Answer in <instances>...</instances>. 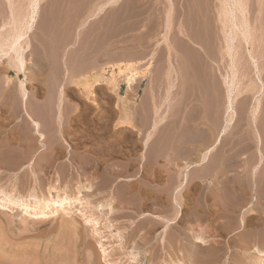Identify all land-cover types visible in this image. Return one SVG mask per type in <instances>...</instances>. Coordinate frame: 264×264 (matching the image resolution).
Listing matches in <instances>:
<instances>
[{
	"label": "rangeland",
	"instance_id": "rangeland-1",
	"mask_svg": "<svg viewBox=\"0 0 264 264\" xmlns=\"http://www.w3.org/2000/svg\"><path fill=\"white\" fill-rule=\"evenodd\" d=\"M29 1L0 0V40L13 28L11 14L17 19L22 18L25 20L27 18L30 11ZM244 1V8L246 7L244 13H246L252 24V29L249 30L252 44L251 51L257 56L259 66L263 65L260 67V71L264 82V0ZM140 5L141 2L139 0H40L37 18V23H39L35 24L29 32L28 37L30 38H27L30 45L28 47L30 51L27 53V55L29 54L27 58L30 59V64L27 69L30 70H26V82L27 87L30 86L29 91L32 93L34 101L38 104L39 102L42 104L49 102L53 105H50L51 110L46 116L47 119L45 118L42 123L43 129L47 134L46 145L42 146L37 137L35 135L32 136L33 132L27 122L21 120V114L13 118L7 112L2 111L0 113V146L3 149L14 141L16 144L22 141L21 144L24 147L31 142L30 145L32 147L35 145L34 147L41 146L44 148V151L41 152L44 156L51 151L52 156L47 159V166L41 163L38 167L36 165L37 169L35 167V170H37L35 172L39 177L42 173L41 177L44 176L46 179L50 177L48 178L50 180L57 179L63 185L71 184L80 177L88 179L91 183L96 182L94 185L92 184L93 187L98 188V192L103 190L104 193L97 192V194H94V200L104 201L113 196L116 204L114 200L113 203L118 210L130 212L127 218L129 220L125 222L126 224L123 222L125 219L117 221L116 225H119L118 228L122 227L120 230L125 229L128 231L132 225L141 224L138 225V231L135 236V240L142 242L139 244L140 247L138 245L141 253L145 251L151 254H163L168 260H171V254H173L175 257H173V260L177 262L182 257V253L188 252L186 251L187 249L182 251V244L187 239L189 241L192 240L191 236L184 231L191 224L203 223L202 225H209L210 227L207 239L211 243H207L206 246L201 244V247H204L203 249L201 248L203 251L201 249L197 250L199 249L198 247H196V250L194 249L195 251L193 250L195 253L192 250L189 251L184 260H179L180 264H197L198 262V264L201 262H203L201 264H243L245 262L250 264L254 254L245 253L242 245L239 248L237 246L240 244H238V241L240 242L243 233L257 232L261 227V222L264 224V197L257 198V200L253 198V208L256 211L251 214L252 211L249 212V209L253 204L250 202L252 196L247 195L248 192L251 194V185H248L251 180H255V177L259 180L264 178V171L258 172V164L261 166L264 163L253 158L248 160L243 157L239 158L237 152L243 153L246 147L253 146L252 143L246 144L244 135L254 134L256 136L257 130L261 127L260 120L262 117L264 118V90L259 97L260 114H258L256 121H253L251 109L256 103L254 99L256 88L251 86L254 74L250 71L251 64L247 59L245 45L241 39L236 42L238 47L235 58L238 59L236 67L240 91L234 94V109L236 108L234 121L229 125L227 132L221 137L219 142L214 145L213 152L211 151V155L207 158V161L212 158L213 162L206 161L205 164L193 166L188 170L189 182L180 186L176 191L179 192L176 194L177 203L172 202L171 198L175 197L172 189L180 184L182 172L185 171L186 164L184 160L188 158L186 161L189 163L198 162L205 149L214 144L218 134L209 133L207 135L208 133H205V137L202 133H198L199 136L197 133L192 135V133L184 134L183 132H178L189 125L190 107L196 105L198 120L200 118L199 115L203 114L206 109L210 116L211 125L217 126L216 129L223 125V120L226 117V84L224 83L223 75L231 72V61H229L230 58L226 53L225 27H223V23H226V15L219 8L223 5L221 0H144L143 6ZM141 9L144 10V20L149 22L150 53L144 57L146 66L143 73L137 71L131 63L133 71L137 73L136 82L131 87H128L125 80H123L124 76L121 75L118 77V90L114 92L101 81L91 85L93 82L92 78L89 77L84 80L83 77L85 75L93 73L94 76H97L102 68L107 69L110 64L117 62L126 63L125 58L130 56V54H127L124 48L118 46V43L123 40L119 37L123 34L125 21L134 17L135 14H140ZM184 26L188 28L187 31L189 28L203 30L205 33L203 34L204 38L207 39L208 37V40L212 41L210 44L208 42L209 51L206 53V56L208 55L206 59L208 64L204 65L205 69L199 68L198 73L200 75L192 69L158 68L162 66L163 62L171 61L190 62L193 65H200L198 62L202 60L201 55H189L184 51L186 47H191L198 53L205 48L197 42L196 44L198 45L191 44L193 40L188 36L187 31H184ZM203 27L206 28V31ZM170 34L178 36L175 40V54L170 51L168 41L164 42L162 39L163 35L169 36ZM160 49L163 52L161 54L156 53ZM38 56L41 58V63L43 62L42 65L44 67L42 66V68L37 67L36 58ZM31 61H34V63ZM10 75H13V73H10ZM20 77L23 79L22 75ZM143 77L144 114L141 112L139 102L143 88V83L140 79ZM199 78H204L206 83ZM208 78L209 80H207ZM90 85V89L93 92V101L84 96L81 90ZM120 97H122V101ZM59 98L62 99L63 105L62 110L58 111L54 100ZM205 101H207L206 105H204ZM122 106H125L126 111L130 114L132 125L129 127L119 124L123 115ZM204 106H207V108ZM36 119L38 121L42 120V115L38 114ZM44 121L46 122L44 123ZM21 123H24V125ZM8 129L10 130L8 131ZM15 130L18 131L16 132ZM173 130H177V132L173 133ZM149 134L150 136L148 137ZM147 137V144H144L143 148V142ZM199 137H205L206 139L201 138L202 141L205 140L202 142ZM207 139L210 141L208 142ZM173 141L175 143L174 146L172 145ZM189 150L194 152V154L192 153L194 155H192V158L191 156L186 158ZM0 155L1 169L4 165L5 155L3 153H0ZM36 156V152L33 151L30 157L34 158L36 162ZM83 159L86 160L85 163ZM24 163H26V159L23 161ZM213 163L217 165L221 163L220 166H225V169L221 170L218 175L220 177H217L218 181L221 180L223 182L221 186L218 185L219 187L217 188L219 189L211 184L212 181L208 175V168L215 165ZM41 169H43L42 172ZM192 172L196 173L197 176L193 175ZM0 174H4L3 176H6L4 178L16 175V173L6 171H2ZM18 176L20 179H29V177L27 178L26 170ZM168 185L172 187L169 189ZM259 186L258 190L263 193L261 191H264V184ZM142 192L144 193L142 194ZM245 192L247 193L245 194L246 196L244 195ZM136 194H142L145 197L144 208L140 209L142 207L141 201L135 196ZM72 208L76 209V214H74L72 219L78 224V227H81L83 216L77 214V206ZM236 208L242 212L243 216L245 215L246 227L244 229L240 228L237 223L228 221V217H221V212L226 211V209ZM173 211H176V214L179 212L181 216L179 215L176 218V214ZM154 215H161V217L168 220L175 219V223L167 225L164 219H159L154 217ZM58 217L60 218V216H57L55 218L49 217L47 220H38L30 217L25 218L17 213L9 219L5 215L3 217V214L0 213V264H10V262L11 264H107L106 261H117L118 258L119 264H123L124 261V264H151V262L146 260L134 262L126 257L120 258L116 255L117 245L113 246V248H117L116 250L114 249L115 251L112 250L113 253L112 251L110 253L103 251L98 241L106 242L105 244H109V241L104 237H100V235L93 234L88 225H86L88 235L86 231L85 233L81 230L85 237L89 236L88 238L86 237V244L82 245L77 242L75 245L73 243V235H68V233L59 235L58 230L61 229L62 220H58ZM53 218L56 220L53 221ZM35 222L37 223L35 224ZM152 224L155 227H152ZM216 225H218V228ZM22 234L25 235L23 236ZM62 235L64 238H61ZM209 235L211 236L209 237ZM141 236L148 238V247L147 244H144V238ZM9 238L12 240L10 241ZM6 242L13 245L10 246ZM207 245L210 250H205ZM216 246L219 249L215 248L218 250H212ZM247 247L246 249L251 248V246ZM9 248L13 249V253L9 252ZM155 249H157V252ZM61 250L65 251L62 252ZM171 250H173V253ZM214 251L216 252L214 253ZM212 252L214 255L211 254ZM194 256H196V259ZM232 257L237 258V260ZM205 258L206 260H204Z\"/></svg>",
	"mask_w": 264,
	"mask_h": 264
},
{
	"label": "bare ground",
	"instance_id": "bare-ground-1",
	"mask_svg": "<svg viewBox=\"0 0 264 264\" xmlns=\"http://www.w3.org/2000/svg\"><path fill=\"white\" fill-rule=\"evenodd\" d=\"M222 1V7L221 11L224 15H226V23H223V27H225V31H224V35H225V41H226V53L229 56L231 61V65H230V69L231 72L227 73L225 75H223V80L224 83L226 84V97H225V114L226 117L223 120V125L220 126L218 128V134L217 137L215 139V142L213 145L209 146L208 148L205 149V151L202 154L201 159H199L198 162H193V163H189L186 160L188 159L187 157L192 158V155L194 154V152H192V150L188 151V154L185 151V155L186 156V160H184V163L186 164L185 167V171L182 172V179L179 185L175 186L172 189V192L175 193V197H173L172 194V202L177 203L176 199V194H178L179 192H176L180 186H183L184 184H187V182H189V171L193 166H198V165H203L206 163L207 158L209 157V155H211V151L214 147V145H216L219 140L221 139V137L227 132V129L229 127V125H231L234 121V117L236 115L235 110L234 109V94L236 92L239 93L240 89H239V83L237 80V67H236V63L238 61L237 58H235L236 55V49L238 47V45L236 44L237 40H242L243 44L245 45V52L247 54V59L248 62H250L251 64V70L252 73L254 74L253 78V83H252V87L256 88V91L254 92V99L256 100V103L253 105L252 109H251V118L253 121H256V119L258 118V114L259 113V108L260 106L259 104V97L262 94L263 90H264V82L261 78V71H260V67L259 66V62H258V58L257 56H255L253 54V52L251 51V38H250V29L251 28V22L250 20L247 18L246 13H244L245 8H244V0H221ZM30 4V11L29 14L27 16V18L25 20H23L22 18L17 19L15 18V16L13 14L12 15V23H13V28L10 30L9 33L5 34L2 38V40H0V113H2V111L7 112L9 116L11 117H16V116H20L21 114V120L24 122H27V125L29 126V128H31L33 135H35V137H37V140L41 143V145H46V138H47V134L46 131L43 129V120L46 118V116H48L51 107L50 105H52V103L50 104L49 102H45L44 104L40 103L39 104L34 101V97H32V93H30L29 91V87H27V77H26V70H30L27 69L29 68V62L30 59L27 58V53L30 51L28 49V47L30 46L27 38L29 36V32L33 29V27L35 26V24L37 23V18H38V9H39V2L40 0H30L29 1ZM260 2V1H259ZM260 6V5H259ZM171 7V6H170ZM169 8V7H168ZM170 9V8H169ZM264 10V9H263ZM261 13V12H260ZM259 13V14H260ZM222 14V15H223ZM204 15V14H203ZM202 16V15H201ZM239 16V18H238ZM255 16V15H254ZM60 17V16H59ZM261 18V17H260ZM208 19V18H207ZM224 20V19H223ZM222 20V21H223ZM169 21V20H168ZM181 21V20H180ZM197 21V20H196ZM195 21V22H196ZM206 21V20H205ZM257 21V20H256ZM45 22V21H44ZM194 22V23H195ZM39 23V22H38ZM37 23V24H38ZM168 23V22H167ZM170 23V22H169ZM193 23V24H194ZM221 23V22H220ZM42 24V23H41ZM188 24V22H187ZM199 24V23H198ZM169 25V24H168ZM186 25V23H185ZM43 26V25H42ZM181 26V25H180ZM194 26V25H193ZM203 26V25H202ZM41 27V26H40ZM47 27V26H46ZM179 27V26H178ZM187 27V26H186ZM189 27V26H188ZM206 27V26H205ZM3 28V26H2ZM56 28V27H54ZM185 28V26L183 27ZM195 28V27H194ZM204 28V27H203ZM202 28V29H203ZM207 28V27H206ZM206 28L205 31H206ZM186 29V30H185ZM184 31H187L188 28H185ZM213 29V28H212ZM222 30V29H221ZM254 30V29H253ZM182 31V30H181ZM210 31V30H208ZM61 32V31H60ZM262 32V31H261ZM183 33V31H182ZM188 33V36H190V38L193 40L194 43H198V44H202V46L205 48V50L208 52L209 49H207L210 43H212V41L210 42L207 40L204 43V35L205 34L203 32V30L200 29H192L189 28V30L186 32ZM208 34V33H207ZM38 35V34H37ZM167 35V34H166ZM163 35L162 39L164 42L169 41L168 40V36ZM209 36V35H208ZM213 38V37H212ZM178 42V41H177ZM206 45H204L203 43ZM209 42V44H208ZM241 42V41H240ZM174 46V44H172ZM183 46V45H182ZM208 46V47H207ZM212 46V45H211ZM210 46V47H211ZM186 47V46H185ZM202 47V48H203ZM37 49V48H36ZM181 49V48H180ZM212 50V49H210ZM179 51V50H178ZM190 52V50H188ZM193 51V50H192ZM205 52V51H204ZM181 53V52H179ZM188 53V52H187ZM194 52H192L191 54H193ZM216 53V52H215ZM175 54V53H174ZM177 54V53H176ZM198 54V53H197ZM200 55V54H199ZM208 56V55H207ZM41 58H39V56L36 58V63L38 64L37 67H41L42 68V63H41ZM200 60V58H199ZM43 61V60H42ZM202 61V60H201ZM34 63V61H31ZM197 62V61H196ZM32 63V64H33ZM199 63V62H198ZM173 66V64H172ZM206 66V64H205ZM32 67V66H31ZM44 67V66H43ZM248 68V67H247ZM264 68V67H263ZM184 69V68H182ZM186 69V68H185ZM205 69V68H204ZM249 69V68H248ZM192 70H194L196 73H198L199 68H197L195 65L192 67ZM202 71V70H201ZM239 71V70H238ZM10 73H13V75H10ZM210 73V72H208ZM213 73V72H212ZM239 73V72H238ZM30 74V73H29ZM28 74V75H29ZM200 75V73H198ZM23 76V79H21L20 76ZM121 75H123V80H125L126 84L128 87H131L132 84H134L136 82L137 77V73L133 71V67L132 64L129 62L126 63H122V62H117L115 64H110L109 66H107L106 68H102L99 71V74L97 76H94L93 73H89L87 75H85L83 78L84 80H86L87 78H92L93 82L91 83V85L95 84V83H99V81H101L102 83H104L108 88H110L112 91L116 92L118 90V85H119V78ZM206 75V72H205ZM222 75V74H221ZM25 76V77H24ZM145 76V75H144ZM211 76V75H210ZM207 77V75H206ZM60 78V77H59ZM211 78V77H210ZM202 82L206 81L204 78H199ZM209 80V78L207 79ZM187 82V81H186ZM206 83V82H205ZM36 84V82H35ZM29 85V84H28ZM90 86H87L82 90V93L84 96H86L89 100L93 101V92L90 89ZM248 89V88H247ZM189 91V90H188ZM249 91V90H248ZM56 95V94H55ZM191 95V92H190ZM47 96V95H46ZM223 97V96H222ZM57 98V97H55ZM121 101H122V97ZM46 99V98H45ZM47 100V99H46ZM50 100V99H49ZM54 100V99H53ZM43 101V100H42ZM56 101V109L62 110V99L59 98L57 100H54V102ZM53 106V105H52ZM54 109V108H52ZM126 107L122 106V120L119 121V124L124 125L125 127H129L130 125H132V120L130 118V114L129 112L126 111ZM57 111V112H58ZM194 113H198V112H194ZM42 115V120L38 121L36 119L37 115ZM60 114V113H59ZM1 115V114H0ZM23 116V117H22ZM260 117V116H259ZM202 118V117H201ZM47 119V118H46ZM11 120V119H10ZM18 120H20V118H18ZM200 120V119H199ZM21 121V122H22ZM46 121H44L45 123ZM194 122V121H193ZM219 122V121H218ZM215 123V122H214ZM13 124V123H12ZM24 125V123H21ZM20 124V125H21ZM201 124V123H200ZM222 124V123H221ZM198 125V124H197ZM208 125V124H207ZM6 126V125H5ZM210 127V125H208ZM215 126V125H214ZM13 127V126H12ZM20 127V126H18ZM22 127V125H21ZM205 127V126H204ZM213 127V126H212ZM3 128V127H2ZM23 128V127H22ZM214 128V127H213ZM1 129V128H0ZM12 129V128H11ZM15 129V127H14ZM208 129V128H206ZM4 130V129H3ZM10 129H8L9 131ZM62 130V129H61ZM193 130V129H192ZM16 131V130H15ZM18 131V130H17ZM16 131V132H17ZM25 131V130H24ZM28 131V130H26ZM160 131V130H159ZM158 131V132H159ZM164 131V130H163ZM184 131V130H183ZM182 131V132H183ZM154 132V131H153ZM194 132V131H193ZM192 132V135H193ZM203 131H199L198 133L201 134ZM1 133V132H0ZM11 133V132H10ZM9 133V134H10ZM174 133V132H173ZM197 133V132H194ZM197 133V134H198ZM210 133V132H209ZM209 133L207 135H209ZM216 133V132H215ZM18 134V133H17ZM29 134V133H28ZM186 134V133H184ZM198 134V135H199ZM205 136V133H202ZM26 135V134H25ZM189 135V134H188ZM201 135V136H203ZM259 135V134H258ZM257 135V139L255 138V140H257L259 142V138ZM6 136V135H5ZM150 136V134L148 135V137ZM170 136V135H169ZM187 136V135H186ZM200 136V135H199ZM31 137V135H30ZM34 137V139H36ZM148 137L145 139V141L143 142V148H144V144H147V140ZM183 137V136H181ZM206 137V136H205ZM204 137V138H205ZM4 138V137H3ZM170 138V137H169ZM192 138V137H191ZM201 138L203 137H199V139L201 140ZM203 138V139H204ZM207 138H209V136H207ZM214 138V137H213ZM54 139V138H53ZM52 139V140H53ZM157 139V138H156ZM188 139V138H187ZM206 139V138H205ZM24 140V139H23ZM208 140V139H207ZM206 140V141H207ZM4 141V140H3ZM28 141V140H27ZM31 141V140H30ZM183 141V140H182ZM187 141V140H185ZM198 141V140H197ZM202 141V140H201ZM205 141V140H204ZM202 141V142H204ZM210 140H208L209 142ZM34 142V141H33ZM200 142V141H199ZM198 142V143H199ZM1 143V142H0ZM4 143V142H3ZM22 141L20 143L17 142V144L14 142H12L11 144H9L8 146L4 147L6 145L3 146L4 148L2 149V146H0V153L5 155L4 161H3V167L0 169V173L2 171H6L9 173H16L15 176L12 177H8V178H4L6 176H3L0 174V213L3 214L6 217H8L10 219V217L14 214H21V216L25 217V218H35L38 220H47L49 217H57L60 216V218L58 217V220L61 219L62 223L60 224L61 229H56L58 230L59 235L64 234V233H68V235H73L74 239H73V243L76 245L77 242H80V244L84 245L86 244L87 240L86 237L84 236L83 233H81V230L83 232H87V227L86 225L89 226L90 231L95 234V235H100V237H104L109 241V244H105L103 243L101 240L98 241L99 246L102 248L103 251H107V253H110V251L114 250L115 248H113V246L117 245L118 246V250H116V255H118L120 258H128L129 260H133L134 262H140L142 260H146L151 262V264H180L179 260H184V258L187 256V253L189 251H193L194 249L196 250V247H198L200 250L201 248L203 249L204 247H201L202 245L208 243L210 244L207 239V234L210 231V227L209 225H202L203 223L199 224V223H195V224H191L189 226V228L184 231L185 233H187V235L189 234V236H191L192 240L189 241L188 239L186 240L185 243L182 244V251L184 249H187L185 253H182V257L180 258L179 256V260L176 262V260H173V254H171V260H168L165 258V256H163V254H151L149 252H145L141 253L139 251V247H140V242L141 241H137L135 240V236L136 233L138 231V225L137 224L135 226L132 225V227L127 231L125 229L120 230L121 228H118V226L116 225V223H118L117 221L119 219H125L123 222L124 224H126L125 222L128 221L129 219L128 216L130 215V212L127 210H118L114 203H115V199H113V196H111L109 199L104 200V201H96V199L94 200V194H97V189L93 187L94 183H91L88 179L85 178H77V180H75L73 183L71 184H65L63 185V183H60L57 179L55 180H50L48 178L46 179V177H40L37 176L36 172L37 170H35V167L39 164H45L48 163L47 159L52 156V153L49 149V153L44 156L41 152L44 151V148H42L41 146L39 147H32L30 145L31 142L28 143L27 146H23ZM36 143V142H35ZM39 143V144H40ZM170 143V142H169ZM187 143V142H186ZM196 143V142H195ZM207 143V142H206ZM206 143H204V145H206ZM213 143V142H212ZM260 143V142H259ZM264 143V142H263ZM37 144V143H36ZM174 141L172 142V145L174 146ZM182 144V142H181ZM192 144V143H191ZM201 144V143H199ZM208 144V143H207ZM222 144V143H221ZM2 145V144H1ZM48 145H50L48 143ZM47 145V146H48ZM197 145V144H196ZM262 145V143H261ZM56 146V145H55ZM191 146V145H189ZM54 147V146H53ZM57 147V146H56ZM157 147V146H156ZM258 147V145H257ZM261 147V146H260ZM259 147V148H260ZM168 148V147H167ZM186 148V147H185ZM201 148V147H200ZM46 149V147H45ZM171 149V148H170ZM196 149V148H195ZM262 149V148H260ZM36 152L37 156L35 158H37V161L35 162L34 158H31L30 156L32 155V153ZM54 151V150H53ZM60 152V151H59ZM177 152V151H176ZM184 152V151H181ZM213 152V151H212ZM218 152V151H217ZM260 152V151H259ZM263 152V149L262 151ZM39 153V154H38ZM193 153V154H192ZM155 154V153H154ZM158 154V153H157ZM198 154V153H197ZM170 155V154H169ZM183 155V156H185ZM196 155V152H195ZM221 155V154H220ZM219 155V156H220ZM1 156V155H0ZM171 156V155H170ZM174 156V155H173ZM194 156V155H193ZM197 156V155H196ZM264 156V155H263ZM3 157V155H2ZM213 157V155H212ZM264 158V157H263ZM26 159V163L23 164V161ZM88 159V157H87ZM222 159V158H221ZM1 160V159H0ZM73 160V159H72ZM71 160V162H72ZM84 163H85V159ZM90 160V159H89ZM261 160V159H260ZM190 161V160H189ZM212 161V158L211 160ZM207 161V162H209ZM50 162V161H49ZM213 162V161H212ZM218 163V162H217ZM53 164V163H52ZM88 164V163H87ZM175 164V163H174ZM215 164V163H213ZM221 164V163H220ZM220 164H215L212 166H208L209 170H208V175H209V179H211L213 186H215V188L219 187L218 185H222L223 182L217 177L219 173H221V170L225 169V166H220ZM2 166V165H0ZM44 166V165H43ZM47 166V165H46ZM111 166V165H110ZM206 166V165H205ZM36 167V169H37ZM84 167V166H83ZM86 167V166H85ZM124 167V166H123ZM43 168V167H42ZM82 168V167H81ZM206 168V167H205ZM227 168V166H226ZM17 169V170H16ZM16 170V172H15ZM24 170L27 171V178L29 177L28 180H24V179H20V177L18 176L21 172H23ZM43 169H41L42 172ZM46 171V170H45ZM206 171V170H205ZM226 171V170H225ZM224 171V172H225ZM254 171V170H252ZM223 172V174H224ZM19 173V174H17ZM44 173V172H43ZM45 174V173H44ZM63 174V173H62ZM84 174V173H83ZM207 174V173H206ZM205 174V175H206ZM6 175V174H5ZM8 175V174H7ZM14 175V174H13ZM25 175V174H24ZM26 176V175H25ZM47 176V175H46ZM49 176V175H48ZM67 176V175H66ZM207 176V175H206ZM62 177V176H61ZM88 177V176H87ZM105 177V176H104ZM189 177V178H188ZM208 177V176H207ZM69 178V177H68ZM107 178V177H106ZM109 178V177H108ZM124 178V177H123ZM112 179V178H111ZM110 179V180H111ZM221 179V178H220ZM258 179V178H257ZM256 180H251V184L249 183L248 185H251L252 188H255L258 190V187H260V184H264V178L262 179H258L259 181ZM109 180V182L111 183V181ZM102 182V181H101ZM236 182V181H235ZM226 183V182H225ZM63 186H62V185ZM93 184V185H92ZM225 185V184H224ZM231 185V184H230ZM235 185V184H234ZM238 185V184H237ZM97 186V185H96ZM106 187V186H105ZM143 187V186H142ZM170 187L172 186H169ZM238 187V186H237ZM139 188V187H138ZM227 188V186H226ZM234 188V187H233ZM100 189V187H99ZM127 189V188H125ZM137 189V188H136ZM153 189V188H152ZM219 189V188H217ZM230 189V188H229ZM247 189V186H246ZM249 189V187H248ZM101 190V189H100ZM108 190V189H107ZM112 190V189H111ZM214 190V189H213ZM223 190V189H222ZM252 190V189H251ZM250 190V191H251ZM264 190V189H263ZM118 191V190H117ZM125 191V190H124ZM123 191V193H124ZM128 191V190H127ZM138 191V190H137ZM141 191V190H140ZM144 191V190H143ZM217 191V190H216ZM235 191V190H234ZM109 192V191H108ZM131 192V191H130ZM139 192V191H138ZM165 192V191H164ZM227 192V191H226ZM248 192V191H246ZM245 192V193H246ZM259 192V193H258ZM263 193H260V191L258 190L257 195H253L252 199L250 200V202H254L255 198L257 200V198L260 197H264L262 195H264V191H261ZM98 193H104V191L102 190L101 192L99 191ZM144 192H142L143 194ZM169 193V192H168ZM171 193V192H170ZM212 193V192H211ZM217 193V192H216ZM223 193V192H222ZM244 193V195H245ZM250 192H248L249 194ZM116 194V193H115ZM114 194V195H115ZM126 194V193H125ZM142 194H136L135 196H137L138 200L141 201V208H144L145 206V202H144V196ZM151 194V193H150ZM160 194V192H159ZM105 195V194H104ZM148 195V194H147ZM216 195V194H215ZM220 195V194H219ZM250 195V194H249ZM168 196V195H167ZM218 196V195H217ZM235 196V195H234ZM246 196V195H245ZM96 197V196H95ZM98 197V196H97ZM115 197H117L115 195ZM122 197V196H121ZM132 197V195H131ZM134 197V196H133ZM149 197V196H148ZM248 197V196H247ZM99 198V197H98ZM129 198V195H128ZM102 199V198H101ZM119 199V198H118ZM135 199V198H134ZM148 199V198H147ZM263 199V198H262ZM114 200V203H113ZM132 200V199H130ZM165 200V199H164ZM255 200V201H256ZM121 201V199H120ZM125 201V200H124ZM245 201V200H243ZM118 202V201H116ZM127 202V200H126ZM239 202V201H238ZM246 202V201H245ZM120 203V202H119ZM116 204V203H115ZM126 204V203H125ZM129 204V203H127ZM160 204V202H159ZM246 204V203H245ZM123 205V203H122ZM152 205V204H150ZM173 205V204H172ZM249 205V204H248ZM254 203L251 205L252 207L249 209V212H251V214H254V208H253ZM264 205V203H263ZM262 205V207H263ZM73 206H77V214L83 216V223L81 222L80 226L78 227L75 223V221L72 219L74 214H76V209L74 210L72 207ZM149 206V205H148ZM174 206V205H173ZM176 206V205H175ZM231 206V205H230ZM154 207V206H153ZM165 207V206H164ZM217 207V206H216ZM171 208V207H170ZM232 208V207H231ZM235 208V207H234ZM215 209V208H214ZM141 211V210H140ZM201 211V210H200ZM228 211V212H226ZM226 211L221 212V217H228V221H231L232 223H237V225L240 226V228L246 227V221L244 216L242 215V212L239 211L237 208L236 209H229ZM174 214H176V211H173ZM237 212V213H236ZM88 213V214H87ZM149 213V212H148ZM172 213V212H171ZM264 213V212H263ZM144 214V213H143ZM203 214V213H202ZM77 215V218H78ZM133 215V214H132ZM147 215V214H144ZM158 215V214H157ZM179 212H177L176 214V218L179 217ZM181 216V215H180ZM200 216V215H199ZM202 216V215H201ZM150 217V216H149ZM154 217H158L159 219H164V221L166 222L167 225L170 224H174L175 223V219L174 220H168L165 219L163 217H161V215L159 216H155ZM205 217V216H203ZM21 218V217H20ZM53 218V219H54ZM143 218V217H141ZM153 218V217H152ZM171 218V217H170ZM3 219V218H2ZM13 219V218H12ZM200 219V218H199ZM230 219V220H229ZM26 220V219H25ZM24 220V221H25ZM56 219H54L53 221H55ZM80 220V219H79ZM78 220V221H79ZM121 220V221H122ZM143 220V219H142ZM152 220V219H151ZM177 220V219H176ZM196 220V219H195ZM224 220V219H223ZM250 220V219H249ZM50 221V220H49ZM58 222V221H57ZM223 222V221H222ZM3 223V222H1ZM24 223V222H23ZM37 222H35L36 224ZM51 223V222H50ZM221 223V222H220ZM34 224V223H33ZM120 224V223H119ZM146 224V223H145ZM148 224V223H147ZM150 224V223H149ZM30 225V224H29ZM128 225V224H127ZM131 225V224H130ZM141 225V224H140ZM151 225V224H150ZM11 226V224H10ZM58 226V224H57ZM117 226V227H116ZM155 227V225L152 224V227ZM218 228V225H216ZM221 226V225H220ZM227 226V225H226ZM32 227V226H30ZM140 227V226H139ZM142 227V226H141ZM148 227V226H147ZM146 227V228H147ZM229 227V226H228ZM58 228V227H57ZM82 228V229H79ZM233 228V227H231ZM44 229V228H43ZM148 229V228H147ZM147 229H145V231H147ZM154 229V228H153ZM212 229V228H211ZM141 230V229H140ZM168 230V229H167ZM216 230V228H215ZM226 230V229H225ZM149 231V230H148ZM178 231V230H177ZM212 231V230H211ZM85 232V233H86ZM34 233V232H33ZM11 234V233H10ZM27 234V233H26ZM31 234V233H30ZM40 234V233H38ZM21 235V234H20ZM23 236L25 234H22ZM50 235V234H49ZM52 235V234H51ZM78 235H79V239H78ZM88 235V232H87ZM139 235V234H138ZM137 235V236H138ZM143 235V233H142ZM175 235V234H174ZM54 236V235H53ZM150 236V235H149ZM211 235H209L210 237ZM257 236V239H256ZM39 237V236H38ZM71 237V236H70ZM69 237V238H70ZM89 237V236H88ZM87 237V238H88ZM91 237V236H90ZM140 237V236H139ZM137 237V238H139ZM143 237V236H141ZM177 237V236H175ZM185 237H187L185 235ZM7 238V237H6ZM13 238V237H12ZM47 238V237H46ZM45 238V239H46ZM61 238H64L63 235ZM144 238V237H143ZM164 239V237H162ZM178 238V237H177ZM184 238V237H182ZM190 238V237H188ZM190 238V239H191ZM2 239H4V237H2ZM10 241L12 240L11 238H9ZM22 239V238H21ZM68 239V236H67ZM92 239V238H91ZM148 238H144V244L148 243ZM14 240V238H13ZM61 240V239H60ZM72 240V239H71ZM89 240V239H88ZM105 240V239H104ZM139 240V239H138ZM167 240V239H166ZM212 240V239H211ZM37 241V240H36ZM40 241V240H39ZM65 241V240H64ZM97 241V240H96ZM106 241V240H105ZM107 241V242H108ZM165 241V240H164ZM174 241V240H172ZM184 241V240H183ZM41 242V241H40ZM52 242V241H51ZM60 242V241H59ZM151 242V241H150ZM154 242V241H153ZM215 242V241H214ZM236 242V241H235ZM234 242V243H235ZM251 242V244H250ZM13 243V242H12ZM57 243V242H55ZM66 243V242H65ZM142 243V242H141ZM240 243V244H239ZM6 244H8L6 242ZM16 244V242H15ZM19 244V243H18ZM17 244V245H18ZM29 244V243H28ZM202 244V245H201ZM237 244V243H235ZM238 246L237 248H239V246H243L245 250V253H253L254 256L252 257V262L250 264H262L264 263V224H262L261 222V227L259 228V231H255V232H248V233H243L242 237L240 238V242L238 241ZM10 246H12L11 244H8ZM49 245V244H48ZM57 245V244H56ZM54 245V246H56ZM61 245V244H60ZM72 245V244H71ZM139 245V247H138ZM161 245V244H160ZM213 245V244H211ZM209 245V246H211ZM15 246V245H14ZM33 246V245H32ZM37 246V245H36ZM53 246V244H52ZM70 246V245H68ZM98 246V248H99ZM149 246V244H147V247ZM241 246V247H242ZM247 246H251V248L246 249ZM16 247V246H15ZM58 247V246H57ZM91 247V246H90ZM213 247V246H212ZM236 247V246H235ZM20 248V247H19ZM73 248V247H72ZM139 248V249H138ZM175 248V246H174ZM218 248L217 246L212 248V250H218L215 249ZM248 248V247H247ZM52 249V247H51ZM50 249V250H51ZM56 249V248H55ZM64 249V248H63ZM110 249V250H109ZM176 249V248H175ZM201 249V251H203ZM208 249V245L205 248V250ZM9 252L13 253V249L9 248L8 249ZM44 250V249H43ZM67 250V249H66ZM101 250V249H100ZM114 250V251H115ZM150 250V249H149ZM157 252V249H155ZM154 250V252H155ZM179 250V249H178ZM177 250V252H178ZM194 250V251H195ZM30 251V250H29ZM46 251V250H45ZM58 251V250H57ZM62 251V250H61ZM65 251V250H64ZM62 251V252H64ZM173 253V250H171ZM193 251V253H195ZM200 251V252H201ZM22 252V251H21ZM38 252V251H37ZM52 252V251H51ZM85 252V251H84ZM101 252V251H100ZM176 252V253H177ZM181 252V251H179ZM198 252V251H196ZM199 252V253H200ZM211 252V251H210ZM216 251H214L215 253ZM4 253V252H3ZM67 253V252H66ZM113 253V251H112ZM166 253V252H165ZM6 254V253H5ZM4 254V256H5ZM10 254V253H9ZM19 254V253H18ZM56 254V253H55ZM71 254V253H70ZM192 254V253H191ZM206 254V253H203ZM210 254V253H209ZM213 254V252L211 253ZM241 254V253H240ZM50 255V254H49ZM66 255V254H65ZM75 255V254H74ZM115 255V254H113ZM178 255V253H177ZM195 255V254H194ZM214 255V254H213ZM236 255V254H235ZM242 255V254H241ZM20 256V255H19ZM69 256V255H68ZM77 256V255H76ZM107 256H109L107 254ZM216 256V255H215ZM247 257V255H245ZM10 257V256H9ZM21 257V256H20ZM27 257V256H26ZM50 257V256H49ZM55 257V256H54ZM67 257V255H66ZM72 257V255H71ZM75 257V256H74ZM93 257V256H92ZM100 257V256H99ZM104 257V256H103ZM156 257H158V259H156ZM193 257V256H192ZM196 256H194L195 258ZM231 257V256H230ZM237 257V256H236ZM12 258V257H11ZM19 258V257H18ZM41 258V257H40ZM70 258V257H69ZM175 258V257H174ZM190 258V257H189ZM193 258V260H194ZM198 258V257H197ZM213 258V257H212ZM211 258V259H212ZM218 258V257H217ZM235 258V257H232ZM229 258V259H232ZM42 259V258H41ZM75 259V258H74ZM73 259V260H74ZM114 259V258H113ZM156 259V260H154ZM196 259V258H195ZM201 259V258H200ZM216 259V258H213ZM220 259V258H218ZM237 260V258H235ZM23 260V259H22ZM50 260V259H49ZM56 260V259H54ZM76 260V259H75ZM102 260V259H101ZM127 261V259H125ZM206 260V258L204 259ZM208 260V259H207ZM35 261V260H34ZM53 261V260H52ZM62 261V260H61ZM77 261V260H76ZM94 261V260H93ZM198 261V260H197ZM203 261V258H202ZM215 261H219V260H215ZM245 261V260H244ZM22 262V261H21ZM20 262V263H21ZM47 262V261H46ZM45 262V263H46ZM59 262V261H58ZM65 262V261H64ZM107 264H119V258L117 261H106ZM125 262V261H124ZM123 262V264H124ZM129 262V261H128ZM131 262V261H130ZM195 262V261H194ZM193 262V263H194ZM201 262V260H200ZM211 262V261H209ZM213 262V260H212ZM223 262V261H222ZM238 262V261H237ZM49 263V261H48ZM61 263V262H60ZM76 263V262H74ZM101 263V262H100ZM199 263V262H198ZM197 263V264H198ZM203 263V262H201ZM200 263V264H201ZM215 263V262H214ZM224 263V262H223ZM11 264V262H10ZM26 264V263H23ZM36 264V263H34ZM51 264V263H50ZM68 264V263H67ZM133 264V263H132ZM186 264V263H184ZM195 264V263H194ZM208 264V263H207ZM220 264V263H219ZM243 264H246L243 263Z\"/></svg>",
	"mask_w": 264,
	"mask_h": 264
},
{
	"label": "crops",
	"instance_id": "crops-1",
	"mask_svg": "<svg viewBox=\"0 0 264 264\" xmlns=\"http://www.w3.org/2000/svg\"><path fill=\"white\" fill-rule=\"evenodd\" d=\"M139 1L141 2L140 6H143L144 0H139ZM143 11L144 10L141 9V13L140 14H135L134 17H132V18H130V19L125 21L124 26H123L124 27L123 28V34H122V36L119 37L120 39L122 38L123 40L120 41V43H118L119 47L124 48V50L127 52V54H130V56H127L125 58V62L132 63L134 65V68L137 71H140L141 73L144 72V68L146 66V62L144 61V57H146V55H148L150 53V50H149L150 37L148 35L149 22L144 20V12ZM177 38H178V36H176L174 34H170L168 36V40H169L168 41V46L170 47V51L172 53L176 52V50H175V40ZM203 39H204V43H205L207 41V39H205V38H203ZM172 44H174V46ZM191 44L198 45V44H196L194 42H191ZM187 46H188V44H187ZM188 50H190V52ZM162 52L163 51L160 49V50H157L156 53L161 54ZM184 52L185 53L188 52L187 54H189V55H191L192 52H194L193 53L194 55L197 54V51H195L194 49H191V47H186ZM206 53H208V52L205 49L200 50L198 52V54L201 55L202 61L199 62L200 65H198V64L195 65L197 68H204L205 67L204 65L208 64V62L206 60L208 58L206 56ZM172 64H173V66H172ZM193 66L194 65L192 63H190V62H182L181 63V62L171 61V62H163L162 66L158 67V68H163V69H165V68H170V69H175V68L192 69ZM140 80L143 83V88H142L141 93H140L139 102H140L141 112H142V114H144V77L141 78ZM206 103H207V101H205L204 105H206ZM204 107L207 108V106H204ZM193 108L196 111V105H194V107L193 106L190 107V113H189V117H188L189 125H187L185 127V129H181L178 132H182L184 130L183 133H192L193 131L198 133V130H199V131H203L202 133H209V132L210 133H215V132L217 133L218 132V129H216L217 126L211 125L210 116L208 114V111L205 109L203 111V114L199 115V117H200L199 119L200 120H198L197 113H193ZM260 122H261V127H260L259 130H257V135L259 134L258 138L260 139L259 140L260 143L257 140H255L257 135L254 136V134H249V135L245 134L244 135V141L247 142L246 144L252 143L253 146L246 147L243 150L244 151L243 153L238 151L237 152V156L239 158L243 157L246 160L253 158L254 160H258L259 162L264 163V158H263L264 157L263 156L264 155V143H263L264 142V118L263 117L261 118ZM207 124L210 125V127ZM258 124H260V123H258ZM206 128H208V129H206ZM172 132H177V130H173ZM261 143H262V145H261ZM257 145H258V147H257ZM259 147L263 149V152H261L262 149H260ZM261 171H264V164H262L261 166L258 164V172H261ZM258 172H256V173H258ZM192 174L197 176L196 173L192 172ZM255 180H256V177H255ZM250 189H252L251 190V194L250 195L247 194V193H245V194H247L249 196H253L258 191L257 189L252 188V187ZM254 190H255V193H254ZM255 195H257V194H255ZM262 196H264V195H262Z\"/></svg>",
	"mask_w": 264,
	"mask_h": 264
}]
</instances>
